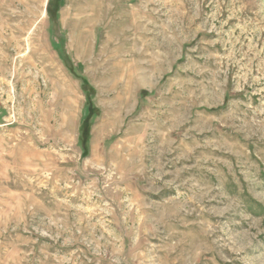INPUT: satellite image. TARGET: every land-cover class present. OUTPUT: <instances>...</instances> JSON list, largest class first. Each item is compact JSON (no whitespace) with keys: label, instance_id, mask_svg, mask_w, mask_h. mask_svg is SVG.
Returning a JSON list of instances; mask_svg holds the SVG:
<instances>
[{"label":"rangeland","instance_id":"374dc122","mask_svg":"<svg viewBox=\"0 0 264 264\" xmlns=\"http://www.w3.org/2000/svg\"><path fill=\"white\" fill-rule=\"evenodd\" d=\"M0 264H264V0H0Z\"/></svg>","mask_w":264,"mask_h":264}]
</instances>
